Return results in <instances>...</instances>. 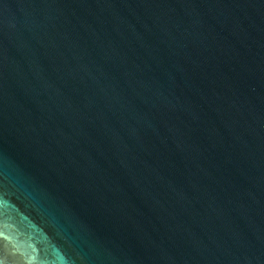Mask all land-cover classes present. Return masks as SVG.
Segmentation results:
<instances>
[{"label": "water", "instance_id": "1", "mask_svg": "<svg viewBox=\"0 0 264 264\" xmlns=\"http://www.w3.org/2000/svg\"><path fill=\"white\" fill-rule=\"evenodd\" d=\"M0 264H264V0H0Z\"/></svg>", "mask_w": 264, "mask_h": 264}]
</instances>
